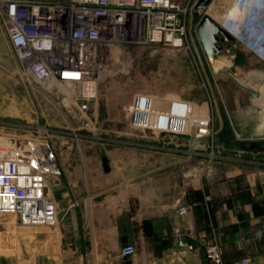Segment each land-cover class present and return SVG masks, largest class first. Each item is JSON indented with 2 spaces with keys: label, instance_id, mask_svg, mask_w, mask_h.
Masks as SVG:
<instances>
[{
  "label": "crops",
  "instance_id": "crops-1",
  "mask_svg": "<svg viewBox=\"0 0 264 264\" xmlns=\"http://www.w3.org/2000/svg\"><path fill=\"white\" fill-rule=\"evenodd\" d=\"M235 119L233 147L253 151L256 160L184 159L159 143L125 157L118 154L122 147L79 146L82 165L72 170L60 162L53 185L59 214L65 206L67 218L59 231L40 227L25 235L45 238L39 264H125L127 244L135 245L139 264H215L205 253L212 241L221 246V264L244 258L264 264V148L243 146L263 126L251 112ZM180 207L187 214L179 215ZM180 239L195 248L180 246ZM0 246V264H16L8 239L0 238Z\"/></svg>",
  "mask_w": 264,
  "mask_h": 264
},
{
  "label": "built area",
  "instance_id": "built-area-1",
  "mask_svg": "<svg viewBox=\"0 0 264 264\" xmlns=\"http://www.w3.org/2000/svg\"><path fill=\"white\" fill-rule=\"evenodd\" d=\"M196 7L195 11L203 16L205 6ZM0 8L9 42L26 76L68 85L74 90L76 97L58 98L67 113L82 121L83 129L90 125L88 111L98 95L102 47L125 43L182 47L187 35L185 20L181 18L186 10L181 8L180 0H0ZM178 39L184 40L181 46ZM262 75L259 72L252 77L251 103L263 112L264 97L259 96L264 92ZM152 100L153 97L139 95L126 107L132 125L173 135L190 132L199 140L215 137L212 114L196 116L178 107L159 109ZM180 120L185 124L181 125ZM53 126L34 122L0 125V233L13 231V226L16 231L13 237L0 238L8 239L16 264H39V250L45 238L27 239L25 235L31 229L48 227L59 231L53 185L62 168L50 132ZM71 130L76 136L87 137L79 129ZM210 147V161L221 157L218 145L213 143ZM187 212V207L178 210L179 215ZM4 220H8L7 224ZM192 229L188 227L190 233ZM24 241L29 252L24 251ZM179 245L195 248L184 239L179 240ZM205 253L211 262L222 263V249L217 241L208 243ZM121 255L125 264H139L134 244L123 246ZM240 264H251L250 258L242 259Z\"/></svg>",
  "mask_w": 264,
  "mask_h": 264
},
{
  "label": "rangeland",
  "instance_id": "rangeland-1",
  "mask_svg": "<svg viewBox=\"0 0 264 264\" xmlns=\"http://www.w3.org/2000/svg\"><path fill=\"white\" fill-rule=\"evenodd\" d=\"M261 1L262 8L264 0ZM180 2L181 8L186 10L181 13V18L185 20L187 27L182 47H169L162 43H125L101 48L98 59V95L91 102L88 111L90 125L84 129L81 128L84 125L82 121L67 113L58 98L76 97L72 90L56 92L49 85L51 83L26 76L9 42L0 8V125L33 122L38 125L53 124V131L50 132L54 135L59 163L62 162L72 170L83 161L78 147L84 145L103 147L106 151L122 147L118 154L125 157L133 154L132 149L140 145L159 143L167 153L174 149L184 159L210 161V146L215 143L219 146L221 153L218 154L221 157L214 160H256L253 151L242 154V150L233 147L239 143L233 128L239 112H251L261 123L260 127L263 126V133L252 137L251 141H264V113L251 103L252 77L259 72L264 73V54L257 53L243 40L231 34L234 41L217 43L216 55L209 57L198 37L197 24L205 14L221 23V17L235 0H210L203 5V16L195 11L200 0ZM256 8L257 4L252 0L251 8L245 15ZM224 58L230 60L231 65L224 64ZM139 95L153 97V104L159 109L178 107L180 111L187 113L190 110L196 116L212 114L215 137L199 140L190 132L173 135L158 129H142L132 125L126 107ZM188 103L190 107L185 106ZM180 123L185 124L183 120ZM71 128L81 130L87 137L72 134ZM225 132L228 133L224 134ZM68 146H71V150H67ZM104 153L102 160H109V153ZM90 159L100 160L99 157ZM63 207L59 214L61 223L67 218L66 207ZM14 229L4 230L0 237L15 236ZM25 244L26 241L23 242L24 251L29 252V247ZM1 249L2 246L0 252L5 251L4 248Z\"/></svg>",
  "mask_w": 264,
  "mask_h": 264
},
{
  "label": "bare ground",
  "instance_id": "bare-ground-1",
  "mask_svg": "<svg viewBox=\"0 0 264 264\" xmlns=\"http://www.w3.org/2000/svg\"><path fill=\"white\" fill-rule=\"evenodd\" d=\"M251 5L252 0H235L231 8L221 17L219 24L225 29L227 28L226 30H229L233 36L247 43L257 53L264 54V7H258L245 15ZM177 41L181 45L183 39ZM223 61L224 64L231 65L230 60L224 58ZM47 83H51L49 85L56 92L72 90L68 85L56 83L55 86L53 82ZM72 91L75 93L74 90ZM259 96L264 97V92L260 93Z\"/></svg>",
  "mask_w": 264,
  "mask_h": 264
},
{
  "label": "water",
  "instance_id": "water-1",
  "mask_svg": "<svg viewBox=\"0 0 264 264\" xmlns=\"http://www.w3.org/2000/svg\"><path fill=\"white\" fill-rule=\"evenodd\" d=\"M210 0H200L199 5H206ZM198 37L202 44L205 53L209 57H213L217 53V43L225 40L234 41V37L231 33L226 30L221 24H219L213 17L209 14H205L197 24L196 28ZM244 147H263L264 143H259L257 141H245L243 143Z\"/></svg>",
  "mask_w": 264,
  "mask_h": 264
}]
</instances>
